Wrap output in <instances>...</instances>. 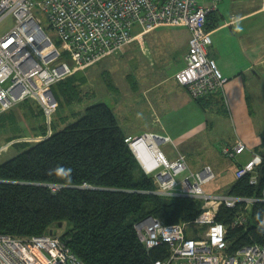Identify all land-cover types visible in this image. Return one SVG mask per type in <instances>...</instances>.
Masks as SVG:
<instances>
[{
  "label": "built area",
  "instance_id": "built-area-1",
  "mask_svg": "<svg viewBox=\"0 0 264 264\" xmlns=\"http://www.w3.org/2000/svg\"><path fill=\"white\" fill-rule=\"evenodd\" d=\"M215 9V3L204 5L198 0H0V21L13 17L9 29L0 34V113L32 99L44 116L51 118L59 106L53 86L126 45L134 38L132 28L136 23L143 32L161 25L186 26L190 31L186 66L175 77L195 99L221 93L228 77L208 52L213 40L206 28L207 15ZM35 10L45 14L48 26ZM49 28L58 35L59 46L48 33ZM64 53L70 54L72 64L63 58ZM145 135L170 140L155 132ZM136 139L126 138L135 151ZM3 149L6 147L0 152ZM221 151L238 162L235 181L247 179L249 185L260 187L262 151L252 150L240 139L225 144ZM248 151L249 160L240 162L239 155ZM150 156L153 164L146 166L142 160L141 166L158 182L152 192L198 199L202 211L195 221L208 224L205 237H198L189 234L187 222L166 223L152 215L135 222L138 239L147 251L168 246L167 256L155 259L153 264H264V242L254 240L231 250L228 238L230 230L247 226L254 206L264 203V185L257 189L259 194L250 195L232 194L228 189L208 191L204 185L217 176L210 165L188 172L182 153L174 161L166 159L161 150ZM186 172L189 174L177 180ZM239 205L241 210L228 224L217 220L221 206ZM62 232L30 236L0 233V264H85L67 245Z\"/></svg>",
  "mask_w": 264,
  "mask_h": 264
},
{
  "label": "trees",
  "instance_id": "trees-1",
  "mask_svg": "<svg viewBox=\"0 0 264 264\" xmlns=\"http://www.w3.org/2000/svg\"><path fill=\"white\" fill-rule=\"evenodd\" d=\"M218 95L198 100L206 107ZM126 138L112 107L95 102L78 119L0 162V233L42 235L62 222L64 240L85 264H153L167 256L166 244L147 251L135 222L147 215L189 222L201 213L200 201L153 193L158 182L143 171ZM262 166L258 188L264 185ZM258 188L239 179L227 191L250 195ZM240 210L221 206L217 220L228 224ZM228 238L231 250L263 243L264 203Z\"/></svg>",
  "mask_w": 264,
  "mask_h": 264
},
{
  "label": "crops",
  "instance_id": "crops-1",
  "mask_svg": "<svg viewBox=\"0 0 264 264\" xmlns=\"http://www.w3.org/2000/svg\"><path fill=\"white\" fill-rule=\"evenodd\" d=\"M198 2L204 5L213 3L217 5V9L207 15V28L213 40L208 52L218 63L221 72L228 77L221 95L214 96V99L203 107L198 99L190 95L188 88L178 81L175 73L186 66L190 31L182 25L164 26L177 28L176 32L173 30L166 33V38L172 42L177 41L183 48V60L173 75L165 74L163 78L142 88L141 101H136L137 126L128 132L122 127L127 137L154 132L169 136L170 140L165 142L156 136L148 135L155 146L157 143L166 159L169 158L160 145L172 143L176 148V155L171 153L173 160H169H177L182 153L188 167L190 152L197 149L213 151L217 143L225 146L240 139L254 151L264 150V0H198ZM149 33L143 32L142 28L136 33V37L144 39L142 43L145 50H149L145 41V36ZM29 101L27 99L19 104ZM118 123L120 124L119 120ZM212 132L216 133L213 145L211 142L209 145L212 147L204 143L200 145L201 147L191 146L192 138L201 133ZM246 153L251 156L249 151L239 155L238 159L241 162H244L243 155ZM229 163L230 173L226 179L231 184V181L235 180L236 163L230 159ZM205 165L212 167L210 163H205L202 167ZM228 188L229 185L226 186V190Z\"/></svg>",
  "mask_w": 264,
  "mask_h": 264
},
{
  "label": "rangeland",
  "instance_id": "rangeland-1",
  "mask_svg": "<svg viewBox=\"0 0 264 264\" xmlns=\"http://www.w3.org/2000/svg\"><path fill=\"white\" fill-rule=\"evenodd\" d=\"M35 12L43 18V24L48 26L45 14L39 10H35ZM12 23V16L2 19L0 34L6 32ZM164 26L167 27V25H161L146 34L145 41L149 50H145L142 43L144 39L136 37V33L141 29L139 23H136L132 28L134 38L126 45L106 55L103 60L81 68L55 84L53 90L58 96L59 106L51 118L45 117L40 112V106L38 104L35 106L37 102L32 99L3 112L0 115V148L6 147V149L0 152V162H4L17 152L26 149L30 144L49 136L56 129H61L68 122L78 119L86 106L95 102L108 103L126 132L135 128L137 126L135 111L138 107L136 101H141L142 88L163 78L165 74L173 75L184 57L183 48L177 41L173 40L172 42L166 38V33H171L173 30L176 32L177 28H165ZM47 30L52 35L56 46H59L58 35L50 28ZM63 58H66L71 64L73 63L70 54L64 53ZM215 135L214 132L211 134L201 133L192 138L191 146L201 147L200 145L204 143L206 146L212 147L213 141L216 139ZM210 142H213L211 146H209ZM222 146L221 143H217L213 151L197 149L188 155V172L191 169L193 171L202 170L205 163H210L215 168L217 176L213 181L204 185L208 191L225 192L226 186L229 185L230 188L235 182V180L231 181L230 184L226 179L230 173L228 168L230 163L229 158L222 155ZM160 147L166 156L173 160L171 153L176 155V148L172 143L161 144ZM248 158L249 153L243 155L244 162ZM237 164L238 162L235 165L236 168ZM188 172L177 176V180L188 175ZM53 187L58 189L56 186ZM65 227L67 226L58 227L57 225L52 228V231L60 233ZM187 228L190 235L205 237L208 224L198 223L193 219L187 222Z\"/></svg>",
  "mask_w": 264,
  "mask_h": 264
},
{
  "label": "bare ground",
  "instance_id": "bare-ground-1",
  "mask_svg": "<svg viewBox=\"0 0 264 264\" xmlns=\"http://www.w3.org/2000/svg\"><path fill=\"white\" fill-rule=\"evenodd\" d=\"M145 143L149 145H153V148L156 147L151 137L148 135H144L142 141L134 144V148H136V151L139 154L140 159L145 162L146 166H149L153 164L154 159L150 156L147 149L145 148Z\"/></svg>",
  "mask_w": 264,
  "mask_h": 264
},
{
  "label": "water",
  "instance_id": "water-1",
  "mask_svg": "<svg viewBox=\"0 0 264 264\" xmlns=\"http://www.w3.org/2000/svg\"><path fill=\"white\" fill-rule=\"evenodd\" d=\"M144 135H145V134L140 135V136H136L135 138H137V139L134 141V144H136V143L142 141ZM156 137H158V136H156ZM158 138H159V137H158ZM145 148L147 149V151H148L149 154H153L155 151H160L159 148H157V147L153 148V145H149V144H146V143H145ZM133 152H134V154L136 155L137 160H139V162H140V164H141V163H142V160L140 159L139 154H138V153L136 154V151H135V150H133ZM62 226H63V223L60 222V223L58 224V227H62ZM53 232H55V230H53V231L51 230V231H50V233H53Z\"/></svg>",
  "mask_w": 264,
  "mask_h": 264
}]
</instances>
